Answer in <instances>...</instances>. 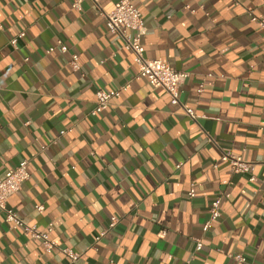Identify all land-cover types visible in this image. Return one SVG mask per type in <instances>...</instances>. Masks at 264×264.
Masks as SVG:
<instances>
[{"label": "crops", "instance_id": "crops-1", "mask_svg": "<svg viewBox=\"0 0 264 264\" xmlns=\"http://www.w3.org/2000/svg\"><path fill=\"white\" fill-rule=\"evenodd\" d=\"M119 1L0 0V173L26 159L31 174L8 207L53 223L73 264H264V29L251 17H264V0H131L145 56L189 72L181 101L197 119L135 78L134 53L104 16ZM129 82L93 114L98 90ZM0 264L70 259L0 211Z\"/></svg>", "mask_w": 264, "mask_h": 264}, {"label": "built area", "instance_id": "built-area-1", "mask_svg": "<svg viewBox=\"0 0 264 264\" xmlns=\"http://www.w3.org/2000/svg\"><path fill=\"white\" fill-rule=\"evenodd\" d=\"M83 0H75L74 7L81 9ZM107 21L108 29L114 34L120 35L124 39V48L134 53V61L138 66V73L136 79H146L152 85L165 89L171 96V102L174 105L182 106L186 113L197 119L194 108L186 106L181 101L182 86L184 81L189 77V72L178 70L170 65L168 62L161 59H153L145 56V46L142 41V35L146 32L144 18L141 11L133 4L131 0H120L116 7L107 13H104ZM252 20L257 22L259 26L264 29V17L256 15L251 11ZM18 38L12 40V44L16 45ZM61 49L67 51L68 47L60 42ZM55 47H51L49 51H53ZM78 54L72 55L71 64L74 69H80L78 61ZM131 87V83H127L119 88L100 89L96 93L97 101L96 107L93 111L97 115L107 109L111 100L115 97L121 96L123 91H127ZM202 90V89H201ZM222 160L229 161L234 172H249L251 163L244 160L242 157L234 155L231 152H224ZM29 161L23 160L16 167L9 168L2 176L0 173V211L6 215V221L12 225V228H22L29 233L32 238L41 240L50 252L55 249L61 250L62 253L68 256L70 264H73L78 258L79 254L70 248H60L58 244L51 239V233L54 230V225L51 223L45 230L38 228L35 225H30L14 210L8 207V199L14 193L20 191L24 183L30 178ZM254 179V177L252 178ZM197 189L193 185L189 191L190 197H195ZM37 209L42 211L43 205H38ZM212 220H216L222 216V198L216 197L211 204ZM112 223L111 226H114ZM211 226L210 221L205 224L204 229L208 230ZM103 232L102 234H104ZM203 247L202 241L197 242V250ZM236 259L243 261L242 255H236ZM187 264H192V260L187 261Z\"/></svg>", "mask_w": 264, "mask_h": 264}]
</instances>
